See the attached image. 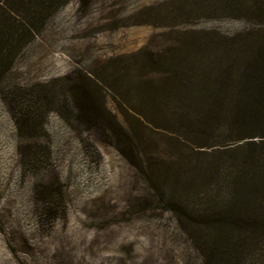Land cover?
<instances>
[{"label": "rangeland", "instance_id": "374dc122", "mask_svg": "<svg viewBox=\"0 0 264 264\" xmlns=\"http://www.w3.org/2000/svg\"><path fill=\"white\" fill-rule=\"evenodd\" d=\"M34 32L0 72V264H204L148 180L181 143L132 114L155 120L168 59L263 48L264 0H69ZM77 87L129 131L138 167L76 116Z\"/></svg>", "mask_w": 264, "mask_h": 264}, {"label": "trees", "instance_id": "16d2710c", "mask_svg": "<svg viewBox=\"0 0 264 264\" xmlns=\"http://www.w3.org/2000/svg\"><path fill=\"white\" fill-rule=\"evenodd\" d=\"M68 1L0 0V72L10 68L16 49L28 40L20 39L33 35ZM226 46H195L185 64L168 59L165 85L152 87L145 102L155 120L132 115L139 125L164 120L169 138L181 143L172 167L153 170L148 180L204 264H264V47L233 59ZM164 90L166 115L159 99ZM70 92L76 116L101 121L104 142L138 167L129 131L98 105L94 91Z\"/></svg>", "mask_w": 264, "mask_h": 264}]
</instances>
